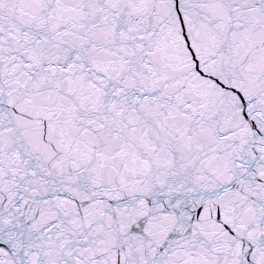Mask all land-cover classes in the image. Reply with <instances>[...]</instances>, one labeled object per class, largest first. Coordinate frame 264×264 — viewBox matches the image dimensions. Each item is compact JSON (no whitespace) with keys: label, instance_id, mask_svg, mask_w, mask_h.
I'll use <instances>...</instances> for the list:
<instances>
[{"label":"snow or ice","instance_id":"obj_1","mask_svg":"<svg viewBox=\"0 0 264 264\" xmlns=\"http://www.w3.org/2000/svg\"><path fill=\"white\" fill-rule=\"evenodd\" d=\"M0 264H264V0H0Z\"/></svg>","mask_w":264,"mask_h":264}]
</instances>
